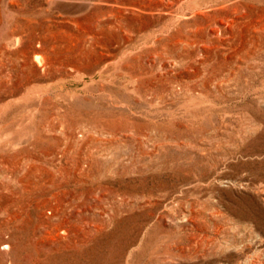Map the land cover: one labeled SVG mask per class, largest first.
Wrapping results in <instances>:
<instances>
[{
  "label": "rangeland",
  "instance_id": "1",
  "mask_svg": "<svg viewBox=\"0 0 264 264\" xmlns=\"http://www.w3.org/2000/svg\"><path fill=\"white\" fill-rule=\"evenodd\" d=\"M248 258L264 0H0V264Z\"/></svg>",
  "mask_w": 264,
  "mask_h": 264
},
{
  "label": "bare ground",
  "instance_id": "2",
  "mask_svg": "<svg viewBox=\"0 0 264 264\" xmlns=\"http://www.w3.org/2000/svg\"><path fill=\"white\" fill-rule=\"evenodd\" d=\"M179 202V200L177 199V203ZM7 245V244H6ZM7 247V246H6ZM248 261V262H247ZM253 258H248L245 262H244V264H254L253 263ZM257 264V263H256Z\"/></svg>",
  "mask_w": 264,
  "mask_h": 264
}]
</instances>
